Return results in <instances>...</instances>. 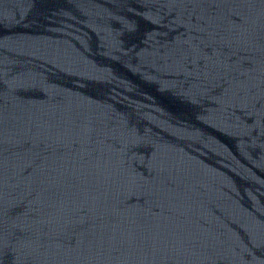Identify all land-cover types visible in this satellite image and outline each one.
I'll return each mask as SVG.
<instances>
[{"label":"water","instance_id":"obj_1","mask_svg":"<svg viewBox=\"0 0 264 264\" xmlns=\"http://www.w3.org/2000/svg\"><path fill=\"white\" fill-rule=\"evenodd\" d=\"M0 264H264V0H0Z\"/></svg>","mask_w":264,"mask_h":264}]
</instances>
